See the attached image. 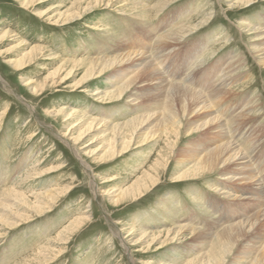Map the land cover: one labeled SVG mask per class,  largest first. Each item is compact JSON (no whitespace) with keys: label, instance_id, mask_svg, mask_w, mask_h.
<instances>
[{"label":"rangeland","instance_id":"1","mask_svg":"<svg viewBox=\"0 0 264 264\" xmlns=\"http://www.w3.org/2000/svg\"><path fill=\"white\" fill-rule=\"evenodd\" d=\"M25 1L0 0V192L18 184L17 190L30 196L61 190L65 194L41 215L34 214L13 229L0 230V264H21L47 245L62 251L48 264H188L211 252L223 232L263 213L264 55L258 52L264 51V0H255L249 8L236 5L235 0H134L141 6L136 10L122 7L123 3L110 9L105 6L68 25L55 24L49 17L73 12L77 0H36L34 6H25ZM170 34L179 38L166 44L163 39ZM33 47L45 49L46 56L35 57L25 70L10 64L28 59ZM129 53L153 61L164 85L139 77L123 98L114 99L120 85L139 75L136 61L96 74L98 77L83 88L74 86L83 79L84 69L61 86L46 83L48 75L66 61L117 59ZM32 80L34 84L27 86L26 81ZM173 85L205 96L214 94L213 98L226 94L221 103L214 100L218 105L212 115L223 121L224 138L246 157L251 184L242 180L243 174L233 165L197 180L173 182L193 163L188 151L200 149L203 153L224 143L221 138L214 139V131L184 133L174 151L159 139L148 146H134L122 157L99 162L81 149L84 142L75 144L70 135L65 136H78L87 122L77 118L66 121L54 114L63 108L111 126L95 131L91 141L105 133L111 137L115 124L138 116H152L144 130L160 134V119L171 102L168 90ZM179 105L176 103L181 118ZM243 113L245 116H240ZM196 121L194 115L183 120L189 128L190 124L195 127ZM100 143L105 141L101 138L88 149ZM159 153H172V172L135 203L114 205L106 191L131 186ZM182 163L185 167L180 169ZM14 212L27 214L23 209ZM84 214L90 220L81 229L64 242L56 240ZM184 225L196 232L178 235L181 239L177 242L160 248L163 237L149 251L142 250L147 244L141 249L132 246L129 237L135 231L140 237L143 229L152 235L178 231ZM234 246L226 264H252L256 251L264 246L263 222Z\"/></svg>","mask_w":264,"mask_h":264},{"label":"bare ground","instance_id":"2","mask_svg":"<svg viewBox=\"0 0 264 264\" xmlns=\"http://www.w3.org/2000/svg\"><path fill=\"white\" fill-rule=\"evenodd\" d=\"M87 1L88 0H77L72 5V9H74L73 12H71L70 10L69 12L67 11L68 13H66V15L58 14L56 16H50L49 18H51V20L55 24L68 25L71 23L72 24L75 23V21L80 20V18L82 19V16L90 14L94 10H98L101 7H105V6L106 8L104 9H110L111 7L119 3H123L124 5H122V7H126L128 10H131V11L136 10L141 7L140 4L134 0H95V2L92 1L89 3H87ZM254 1L255 0H235V4L236 5L243 4L249 8L255 4ZM35 2L36 0H28V1L23 2V4L25 6H34ZM166 6H167V3L164 7ZM45 14L46 16L50 15V13H42L41 15L44 16ZM204 20H207V19H204ZM253 29H256V28H253ZM191 30L192 29H190V31ZM177 33L178 32H176L175 35H178ZM177 37L179 38V36ZM176 38L175 39L172 38L170 34V37L168 36L164 38L163 41L166 44L171 43L172 41H175V40L177 42L178 39ZM258 53L260 56L263 57L264 51L260 49ZM27 55H28V59L21 60V61L20 60L10 61V64L17 70H25L33 63V60L35 59V57H38L39 55L46 56L45 49L39 48V47H33L31 52H29V54ZM120 56H118L119 58L117 57V59H108V60H99L97 58V60H93V61L80 60L78 62L75 61L74 63H68L66 61L61 64L59 69H57L55 72H52L50 75H48V77L46 78L47 79L46 83H48L49 81H52L55 85L61 86L67 80L72 78L73 75H75V73L84 69L85 74H84L83 79L79 83H77V85L74 86V88H77V89L83 88L84 84L88 83L87 81L92 80L93 77L97 78L103 73L116 69L119 65H122V64L125 65L129 63L130 61H136L133 63H135L134 67L139 68V71H138L139 75L135 77V79H129V80L127 79V81H125L122 85H120V88L116 92H114V99L123 98L124 94H126L129 91L130 87L133 86L135 80H138L139 77H142L144 79H149V78L155 79L158 82L154 83V85L155 84L159 86L164 85V81H162L161 78L158 77L157 67L155 63L153 61L148 60L147 56L142 55V54H136V53H133V54L129 53V55L125 57L123 56L120 57ZM262 59H264V57ZM262 63L264 64V61ZM96 74H98V76ZM33 84H34L33 80L26 81V85L29 87ZM175 86L174 87L169 86L171 88L168 90V93L170 92L169 94H171L172 99L170 98L171 102L167 105L166 112L164 113L163 118L160 119L159 126H161V129H162L160 134H158L155 131L153 132V131L144 130L145 129L144 126H147L148 124H150L151 121H153L154 118L152 116H147V117L138 116L137 118L132 119L126 123L115 124L113 127V131H112L113 133L111 137L109 135L107 136V134L105 133L104 135H101L102 137H100L99 139H96V140L94 139L93 141H91L92 139L91 137L94 136L92 134H94L95 131L102 129L103 126H105V130H109L111 126H109L108 123H102L101 121H97L94 119H88L85 116H82L74 111L66 112L63 110V108L62 110H59V111L57 110V112L54 114L62 118H66V121H68L70 118H77L84 122H87L85 131H82L78 136H75L73 133H66L65 136L70 135L72 137V140L75 142V144H81V142H84L85 145H82L83 147L81 149L95 156L96 157L95 160L99 162H108L109 160L113 158L115 159L116 157L118 158L122 157L128 152H130V150H132L134 146L135 147L136 146H148L149 144L156 143L157 141H159V139L160 140L164 139V142H166V146L170 148V151H174L177 145L176 141H178V139L182 136V134L185 133L187 135L188 134L191 135L194 133L201 134L207 131L208 132L214 131V134H215L214 139L221 138L224 143L221 144L216 149L203 152V153L200 149L199 150L195 149V151L193 150L194 152L188 151L187 155L193 158V163L191 164L190 168H188L186 171L181 172L179 175L175 176V178L172 177L174 178L173 182L178 183V182H183V181H187L190 179L197 180V178L224 171L223 168L229 165H233L237 167V170L241 174H243L242 180H245L246 183L247 182L250 183L253 177H252V172L249 169H246L247 167V165H245L246 157H244L241 154V151H239L232 142H229L228 139L224 138L227 134V132L224 130L225 125L223 121H221L220 118H218L217 116H213L214 114L212 113L216 105H218V103H216L215 101L218 100L220 102L221 99H223L224 95L226 94L224 93L223 97L221 96V98L219 95H218L219 97L213 98L212 96H214V94L205 96L194 90H189L185 87H175ZM31 89L33 90L34 93H37V91H39L36 86H33ZM209 96H211L212 98H210ZM176 103L178 105L180 104L179 107H181L182 109L181 118L178 115L179 112H178V109H176ZM79 115L82 118H80ZM190 115H194L197 117V121L195 123L198 122V124L197 125L195 124V127H194V124H190V128H189V127H186L187 124L184 126L183 120L186 117L188 118ZM240 116L244 117L245 115L243 113ZM101 138H102V141H105V143H103L104 145L100 143L101 145H99V147L90 151L88 148L93 146V144H95L97 140H101ZM171 155L166 156L164 154L159 153V157L157 158V160L149 167L148 170L144 171L142 175L132 183L131 186L124 188V189L117 188L116 190H108L106 191V195L110 196L113 204L117 206L127 201H134L135 203V201L142 199L143 197L146 196V194L153 191L154 188L156 189V187L160 184L163 176H167L172 172V170L169 169L171 165V161H170L172 157ZM182 161H185V160L182 159ZM184 165H185L184 163L180 164L179 166L180 169H182ZM242 165H244V167L238 169V167ZM37 174L39 173L37 172ZM238 180L240 181V179ZM108 182H111V181H106V183ZM17 185H14L13 187L5 189L0 192V230L2 228L13 229L16 226H18L20 223L26 222L29 219H31L34 214L38 213V215L39 214L41 215L42 213H44L50 208L49 207L50 203L54 202L59 195L61 194L63 195L64 193V191L61 190V192H50L47 194L45 193V195L40 194L42 196L40 195L30 196V195H26L24 193L19 192L17 190V187H18ZM15 209H20V210L23 209L27 212V214L25 213L16 214V212H14ZM28 213H31V214H28ZM7 218L11 219V221H8ZM89 220H90V216L87 214H84L78 217L68 227H66L63 232L59 234L57 239L56 238L55 239L61 242L66 241L68 237H70V235H72L73 233L81 229L86 224V222ZM261 221L264 224V211L255 220L250 221V222L248 221V222L241 223L223 232L218 237V240L214 244V247L212 248L211 252L203 255V257L200 259H196L194 261L189 262L188 264H226L229 258L228 257L229 253H231V251L235 248L234 244L238 242L240 237L243 238V236L252 232L256 224L258 222L260 223ZM137 232L135 231L129 234V237L131 238V242H133L132 246L137 247L138 249H141L143 245L147 244L146 247L144 248L142 247V250L145 251V249H147L149 251L152 248V245L158 244L159 240L163 237H165V239L161 243L160 248L166 245L168 246V244L170 243L177 242L179 239H181L180 237H182L187 232L195 233L196 231L194 229L191 230L190 228L184 225L182 228L180 227V230L178 231L169 230L166 233L159 231L160 233L152 234V235L146 234V232L143 229L142 234L139 235L140 237H138ZM178 235L180 237H178ZM54 241L52 240V242ZM61 252L62 251L57 252L55 249H52L50 246L47 245V247H42V249L34 253L35 255L32 258H28L26 261H24L21 264H48L52 260L57 258L61 254ZM248 254L249 253H245V255H248ZM251 263L252 264H264V246H261L260 248H258V250L256 251V254L252 257ZM143 264H151V263L144 262Z\"/></svg>","mask_w":264,"mask_h":264}]
</instances>
